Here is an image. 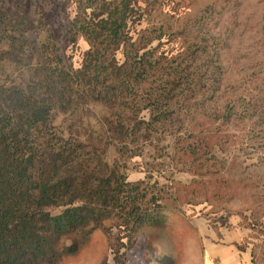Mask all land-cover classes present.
Instances as JSON below:
<instances>
[{"label":"trees","instance_id":"1","mask_svg":"<svg viewBox=\"0 0 264 264\" xmlns=\"http://www.w3.org/2000/svg\"><path fill=\"white\" fill-rule=\"evenodd\" d=\"M153 1L0 0V264H64L98 232L124 264L159 220L169 193L128 182L127 163L191 108L183 64L152 48ZM190 146L214 160L206 139Z\"/></svg>","mask_w":264,"mask_h":264},{"label":"rangeland","instance_id":"2","mask_svg":"<svg viewBox=\"0 0 264 264\" xmlns=\"http://www.w3.org/2000/svg\"><path fill=\"white\" fill-rule=\"evenodd\" d=\"M151 10L153 36L160 38L152 48L183 64L191 110L127 163L128 182H144L154 194L164 189L170 199L159 220L124 248V264L142 239L146 264H163L161 251L181 243L192 217L241 227L264 262V0H155ZM89 48L80 38L68 48L67 63L80 68ZM153 79L160 84V76ZM201 139L214 146V160L207 151L188 155ZM114 236L96 233L64 264H114L111 248L120 247Z\"/></svg>","mask_w":264,"mask_h":264},{"label":"crops","instance_id":"3","mask_svg":"<svg viewBox=\"0 0 264 264\" xmlns=\"http://www.w3.org/2000/svg\"><path fill=\"white\" fill-rule=\"evenodd\" d=\"M186 222L181 243L161 251L171 264H264L245 241L247 232L241 227L229 229L209 217Z\"/></svg>","mask_w":264,"mask_h":264},{"label":"bare ground","instance_id":"4","mask_svg":"<svg viewBox=\"0 0 264 264\" xmlns=\"http://www.w3.org/2000/svg\"><path fill=\"white\" fill-rule=\"evenodd\" d=\"M144 251H145V239H142L141 243H139V246H137L136 250L131 255V264H146L145 259L143 260L142 258ZM141 259L143 262H141Z\"/></svg>","mask_w":264,"mask_h":264}]
</instances>
